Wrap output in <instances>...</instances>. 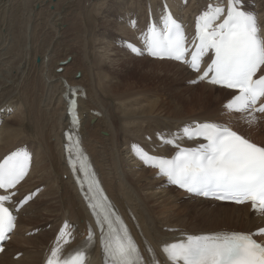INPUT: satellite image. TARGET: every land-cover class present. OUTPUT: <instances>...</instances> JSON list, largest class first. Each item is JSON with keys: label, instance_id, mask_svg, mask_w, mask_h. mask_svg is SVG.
I'll list each match as a JSON object with an SVG mask.
<instances>
[{"label": "bare ground", "instance_id": "obj_1", "mask_svg": "<svg viewBox=\"0 0 264 264\" xmlns=\"http://www.w3.org/2000/svg\"><path fill=\"white\" fill-rule=\"evenodd\" d=\"M22 1L27 4L33 1L31 13L49 5L48 9L53 13L51 29L54 32L51 35L54 37L47 47L50 52L46 50L40 59H33L32 46L29 49L32 58L26 56L21 66L6 58H1L0 62V156L28 143L34 150V165L14 197L38 189L37 195L16 212L18 223L8 247L0 255V264H42L47 250L54 245V236L62 221L77 223L84 230L87 220L91 219L86 202L77 192L64 160L61 133L68 125V117L61 97L63 78L72 87L84 88L85 97L78 98L84 145L105 190L122 215L129 223L128 214L134 215L136 223L135 226L131 223V226L141 247L150 243L159 250L165 243L183 239L185 234L220 230L252 232L264 227V215L254 211L250 204L221 203L186 194L167 185L163 176L158 175L155 169L146 168L132 154V141L139 142L151 152L170 153L172 150L159 143L156 136H171L182 125L195 121H212L236 131L233 124L245 125L252 137L259 136L264 140V130L260 133L256 121L249 123L242 117L246 114L228 112L224 108L230 116L227 121L210 115L192 117L194 102L205 100L207 108H214L217 98L226 102L233 92L199 80L203 92L215 90L217 94L198 93L194 90L196 87L186 85L192 95L188 99L182 97L176 87L191 75L198 77L186 65L146 56L143 59L150 61L151 67L138 72L134 68H126L125 60L116 57L114 53L120 50L118 44L123 46L124 41L140 45L138 31L131 27L129 20L134 14L140 21L145 18L147 0H91V3L86 0V7L91 12L89 21L93 23L94 30L98 27L96 39L78 47L73 60L70 57L59 59L63 56L59 54L60 48L64 47V52L74 49V45H67L70 42L63 43L64 39L60 38L67 27L61 20L62 13L72 5L60 6L59 0L43 3L39 0H0V28L7 29L11 21L20 20V17L13 18V14L15 11L20 13ZM148 1L153 15H156L161 9L160 0ZM207 1L187 0L183 6L182 0H167L171 10L184 22H190ZM241 3L256 16L260 35L264 37V0H241ZM100 4L105 6V18L94 9ZM100 18L104 19L101 23ZM82 27V22L78 21L72 28L80 32ZM30 32L31 25H28L27 41ZM5 50V42L1 41L0 57ZM127 55L133 58L131 53ZM159 71L163 73L157 75ZM154 73L158 80L167 79L165 85L174 86L178 102L181 106L186 105L187 110L179 105L177 110L176 106L164 105L162 100L146 97L151 90H159L158 85L146 87L143 84L149 77H155ZM212 100L215 105H211ZM255 115L264 117V113ZM242 135L263 145L248 135ZM188 216L194 219H186ZM188 220L198 223L191 224ZM34 229L37 232L30 235ZM260 239L264 241V236ZM19 252L22 254L15 258ZM96 253L92 264H98Z\"/></svg>", "mask_w": 264, "mask_h": 264}, {"label": "snow or ice", "instance_id": "obj_2", "mask_svg": "<svg viewBox=\"0 0 264 264\" xmlns=\"http://www.w3.org/2000/svg\"><path fill=\"white\" fill-rule=\"evenodd\" d=\"M163 24L162 30L149 27L145 35L148 55L186 63L193 71L201 73L198 80L235 90L236 94L224 108L228 112L246 114L249 123L256 121L255 113H264V103L258 105L264 98V75L254 79L257 70L264 66V37L260 35L254 14L241 10V0H228L226 8L209 4L197 17L194 39L198 43H195L190 60L185 58L188 49L181 26L166 11ZM132 51L141 54L135 47ZM208 53H212L211 62L201 72L202 58ZM74 106L73 100L70 113ZM76 123L73 116V125ZM182 138L205 142L198 147L185 148L178 143ZM68 139L67 150L79 161V171L85 176L82 183H87L85 199L101 230L105 264H146L141 248L112 210L113 206L90 171L79 141L73 140L71 135ZM162 143L177 149L172 158L150 155L139 146L133 149L147 166L158 169V175L188 193L238 204L250 202L254 211L264 215V146L213 122L186 125L179 134L162 138ZM29 159L27 151L17 150L0 162V189H11L24 178ZM70 163L76 166L74 161ZM9 199L10 196H0V240H4L14 227V217L4 206ZM69 228L65 223L60 229L47 264H85L83 250L64 254V246L72 240ZM257 236H264V228L255 233L188 235L178 242L163 244L161 251L168 264H264V242H258L254 238ZM88 240L92 241L91 232ZM150 264H157V261L152 260Z\"/></svg>", "mask_w": 264, "mask_h": 264}, {"label": "rangeland", "instance_id": "obj_3", "mask_svg": "<svg viewBox=\"0 0 264 264\" xmlns=\"http://www.w3.org/2000/svg\"><path fill=\"white\" fill-rule=\"evenodd\" d=\"M45 1L47 0H39L40 3H43ZM32 2L33 1L27 4L25 1H22L21 2L22 7H21L20 13L19 11L18 12L15 11L13 14V18L18 19L20 17V20H18V22L11 21L7 29L0 28L2 30L0 31V42L1 41L5 42V49H6L5 54L2 57H0V62H1V58H6L16 63L17 66H21L26 56H28L29 59L32 58V56L30 55L32 51L34 53L33 59L34 60H36L37 58L40 59L42 58L43 54L47 50V47L49 46V44L51 43V40L54 37V36L52 37L51 35L52 32H54V30L51 29V22H52L51 16L53 13L51 12V10L48 9L49 5L42 7L39 11L35 13H31L30 5L32 4ZM88 2L91 3V0H88ZM58 3L60 6L64 4L72 5L66 8V10L62 13L63 17L61 18V20L64 22V24L67 25V27H66V30L63 32L64 34H62L60 38L64 39L63 43L70 42L67 45H74L73 51H70V52H64L63 51L64 47L60 48L59 54L63 56L59 59L70 57L71 60H73V58L75 57L74 52H77L78 47H80L82 44L86 42L90 43L96 39V30L98 27L94 30L93 23L89 21V16L91 15V12L86 7V0H72V1L59 0ZM17 4L18 3H16L15 6H17ZM94 9L97 14L105 18L106 9H105L104 4L95 5ZM111 9H114V8L112 7ZM103 18L99 19V23H101V21L104 20ZM78 21H81L82 26H83L80 32L72 28ZM28 25H31V32H30V38L27 41ZM115 34H116V31H115ZM56 35L57 33L55 34V37ZM65 36H67L68 38H66ZM118 45L120 46L119 47L120 50H117L116 51L117 53H114V54H116V57L120 58L121 61L125 60L126 68H134L138 72L149 70V68L151 67L150 61H146L145 59H143L144 57L143 55H133V53L130 52L131 55H133L132 56L133 58H130L127 55L129 50L125 48L126 46L124 47V46H121L120 44ZM32 46H33V49H32ZM25 48H28V51H25ZM29 49H32V51L30 52ZM47 51L50 52V50H47ZM125 51L127 53H125ZM36 65L38 66V64ZM0 68H1V63H0ZM159 72L160 73H158L157 75H160L163 73L162 71H159ZM154 74H155V77H149V79H146L143 82V84H146L145 85L146 87L158 85L159 90L158 89L151 90L148 94H146V97L152 98V99L154 98L157 100H162L163 102H165L164 105L168 107L176 106L177 110H179L178 105L181 106V104L178 102V98L176 94L174 93V86L165 85L167 84L166 83L167 79L162 81V79L160 78L158 80L156 79V76H157L156 73ZM193 74H196V73H193ZM193 81H195V83H193ZM162 82L164 83L162 84ZM186 85L189 87H196L194 90H197L198 93L203 92L202 91L203 88L200 86V81L197 78H195L194 75H191L187 78V81H184V83L179 85V87H176L179 95H181L184 98L188 99L192 95V93L189 92L188 88L185 87ZM162 87H164V89H162ZM178 88L181 89L180 92ZM203 93H208L210 95L217 94L215 90H206ZM227 101L228 100H226V102ZM226 102L225 101L223 102L222 98H217V102H215L217 105L214 108H207V103L205 100L196 101L192 104L191 109L194 110L195 112L192 117H194L197 114L199 116L197 115L196 117H200L203 115H210V117H213L214 119L217 118L220 121H227L230 116H229V113H226L224 111V105L226 104ZM215 103L212 100L211 105H215ZM184 106H181V108L183 107V110H187L185 109ZM220 110L221 112L219 113ZM255 116H256V123L258 124V131L260 133H263L264 128L262 127H264L263 126L264 117L260 118L258 115H255ZM242 117L243 118L245 117V119H247L246 115H243ZM233 125L240 133L246 136L248 135L251 138L255 139L256 141L258 140L260 143L264 145V140H261L259 136L252 137L251 134L247 133V128L245 127V125H240V124H233ZM186 219H194V218H192L191 216H188L186 217ZM188 222L189 223L193 222V224L198 223V221H190V220H188ZM34 230L36 231L33 232ZM34 230H32L29 234L30 235L35 234L37 232V229H34ZM26 250H28V248Z\"/></svg>", "mask_w": 264, "mask_h": 264}]
</instances>
